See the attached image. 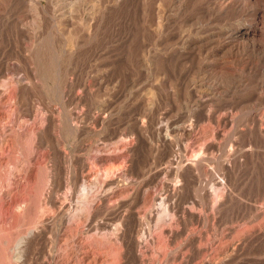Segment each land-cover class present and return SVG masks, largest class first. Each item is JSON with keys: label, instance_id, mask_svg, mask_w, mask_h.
<instances>
[{"label": "rangeland", "instance_id": "374dc122", "mask_svg": "<svg viewBox=\"0 0 264 264\" xmlns=\"http://www.w3.org/2000/svg\"><path fill=\"white\" fill-rule=\"evenodd\" d=\"M34 1L0 0V264H264V63L222 86L125 6L88 34ZM161 1L182 40L227 24Z\"/></svg>", "mask_w": 264, "mask_h": 264}, {"label": "bare ground", "instance_id": "6f19581e", "mask_svg": "<svg viewBox=\"0 0 264 264\" xmlns=\"http://www.w3.org/2000/svg\"><path fill=\"white\" fill-rule=\"evenodd\" d=\"M69 2V3H68ZM88 2V1H87ZM90 2V1H89ZM92 2V4H91ZM88 6H86V0H68L66 9L64 11L58 10L53 7L54 14L52 18L53 25L52 27H60L62 23V18L64 17L65 20H69L71 23L73 20V14L76 12V10H79L80 12L83 10L84 12L90 13L91 19L93 22L88 23L84 25L86 28V32L88 34H91V30L93 26L95 28H101L103 23L106 21V16L108 13H110L112 10H118V8H123L124 6L126 9L133 12V16L135 20H138V22L141 23L139 25L144 30H151L154 31L155 34L160 39H168V40H176V44L178 45L173 51L174 55L177 57V61H194L197 60L200 68L198 70L204 71L205 74L209 73L211 76V79H213L215 82H227L230 79L233 82H236V80L231 79L232 76L229 71L225 69V65H233V66H244L247 71L249 70L253 72L255 68L257 69L260 64L264 63V0H171V5L175 7V9L180 15V13H183V16H185L186 20L190 22V14L188 13L191 8L192 10L197 7V4L201 7V12L208 18V20L211 22L215 18L225 19L224 21L227 24L222 29L218 30H212L211 32H206L204 34L197 33L192 39L189 40H182L181 38H178L180 34H178L176 37V34L170 33V30L168 32V28L171 25L170 20L166 19V13H165V5L164 2L159 0V4L154 3V0H92ZM34 4V6H33ZM36 7L37 9L39 2L36 0L34 2H31L29 6ZM62 5V4H61ZM80 5L79 9H76V6ZM60 6V5H59ZM57 4V7H59ZM50 7V6H49ZM65 7V5H64ZM169 7V6H168ZM167 7V8H168ZM171 7V6H170ZM198 7V8H200ZM61 8V7H60ZM63 8V7H62ZM57 9V10H56ZM34 10V8H33ZM59 11H61L59 13ZM127 11V10H126ZM170 11V9H169ZM168 11V12H169ZM195 11V10H194ZM48 12V11H47ZM50 12V11H49ZM79 12V13H80ZM167 12V11H166ZM171 12V11H170ZM192 12V11H191ZM81 13V14H82ZM174 14V12H172ZM48 14V13H47ZM200 14V13H199ZM78 15V14H77ZM118 15V14H117ZM176 15V14H175ZM178 15V16H179ZM130 16V15H129ZM172 15H170L171 17ZM174 16V15H173ZM172 16V17H173ZM81 17V16H80ZM79 17V19H80ZM114 17V16H113ZM198 17V16H196ZM174 18V17H173ZM175 19H181L176 18ZM48 20V19H47ZM83 21V18L80 19ZM126 20V19H125ZM172 20V19H171ZM184 20V18H183ZM193 20V19H192ZM198 20V18H197ZM200 20V19H199ZM202 20V19H201ZM97 21V22H96ZM179 21V20H178ZM217 21V20H216ZM80 22V21H79ZM131 22V21H129ZM201 22V21H200ZM214 22V21H213ZM218 22V21H217ZM223 22V23H224ZM83 22H81L82 25ZM94 23V24H93ZM139 23V24H140ZM192 23V22H191ZM207 22H205L206 24ZM209 23V22H208ZM207 23V24H208ZM72 24V23H71ZM84 24V23H83ZM206 24V25H207ZM210 24V23H209ZM132 25V24H131ZM216 25V24H215ZM51 26V25H50ZM105 26V25H104ZM138 25L136 24L135 27ZM205 26V25H204ZM219 26V25H218ZM134 27V29H135ZM178 27V26H177ZM192 27V25H191ZM213 27V26H211ZM209 26V28H211ZM128 28V27H127ZM173 28V26H172ZM208 28V27H207ZM206 28V29H207ZM120 29V28H119ZM201 29V28H200ZM205 29V30H206ZM58 30V29H57ZM99 30V29H98ZM140 30V29H139ZM174 30V29H173ZM192 29H190L191 31ZM194 30V29H193ZM193 30L191 32H193ZM197 30V28H196ZM195 30V31H196ZM203 30V29H202ZM204 30V31H205ZM211 30V29H210ZM60 31V30H58ZM125 31V30H124ZM136 31V30H135ZM185 31V30H184ZM200 31V30H198ZM207 31V30H206ZM167 32V33H166ZM176 33V32H175ZM185 33V32H184ZM24 34V33H23ZM183 34V33H182ZM181 34V35H182ZM123 35V34H122ZM121 35V36H122ZM187 35V34H185ZM193 35V34H192ZM131 36V35H130ZM26 37V36H25ZM91 38V36H88ZM74 38V37H73ZM88 38V39H89ZM130 40V39H129ZM74 42L73 40H71ZM165 41V40H164ZM124 43V42H123ZM136 44V43H135ZM138 44V43H137ZM136 44V45H137ZM175 44V45H176ZM170 48V47H169ZM161 51V50H160ZM171 52V51H170ZM38 53V52H37ZM35 53V54H37ZM139 56V54H138ZM174 56V57H175ZM35 57V56H34ZM39 57V56H38ZM50 58V57H49ZM56 58V57H53ZM51 59V58H50ZM146 59V58H145ZM11 60V58H10ZM37 60V59H36ZM143 60V59H142ZM54 61V60H53ZM56 61V60H55ZM149 61V60H148ZM145 62V61H144ZM15 63V62H14ZM13 63V64H14ZM50 63V62H49ZM58 63V62H57ZM195 63V62H194ZM18 64V63H17ZM52 64V63H51ZM41 65V64H40ZM54 65V64H53ZM6 67V66H5ZM210 67V69H209ZM230 68V67H229ZM234 68V67H233ZM232 68V70H233ZM235 68V69H236ZM240 68V67H239ZM12 69V68H11ZM57 69V68H56ZM7 70V69H6ZM229 70V69H228ZM230 70V71H232ZM235 71V70H234ZM237 71V70H236ZM240 71V69H239ZM244 71V69H243ZM263 71V70H262ZM199 72V71H198ZM257 72V71H256ZM261 72V71H260ZM237 73V72H236ZM251 73V72H250ZM259 72H257L258 74ZM245 74V73H244ZM256 74V75H257ZM197 75V74H196ZM235 75V74H233ZM237 75V74H236ZM259 75V74H258ZM264 75V74H263ZM20 76V75H19ZM203 76V75H202ZM207 76V74H206ZM238 76V75H237ZM250 76V75H248ZM260 76H262L260 74ZM9 77V76H8ZM197 77V76H196ZM209 77V76H208ZM246 77V76H245ZM252 77V76H251ZM21 78V77H20ZM194 78V77H193ZM203 78V77H202ZM238 78V77H237ZM5 79V78H4ZM189 79V78H188ZM192 79V78H191ZM197 79V78H196ZM251 79V78H249ZM248 79V80H249ZM254 79V78H253ZM17 84L19 86L24 87V84L21 79L17 78ZM199 80V79H198ZM227 80V81H225ZM247 80V81H248ZM7 81V80H6ZM193 81H195L193 79ZM197 81V80H196ZM204 81V80H203ZM202 81V82H203ZM214 82V83H215ZM238 82V81H237ZM252 82V81H251ZM242 83V82H241ZM16 84V86H17ZM202 84V83H200ZM222 84V83H221ZM220 84V85H221ZM229 84V86H230ZM245 84V83H242ZM241 84V87H242ZM247 84V83H246ZM214 85V84H213ZM222 84V86H224ZM228 86V84L226 83ZM237 85V84H236ZM264 85V83H262ZM1 86V85H0ZM217 86V85H216ZM228 86V87H229ZM233 86V85H232ZM253 86V85H252ZM244 87V86H243ZM263 88V86H260ZM2 88V87H1ZM19 88V87H18ZM63 88V87H62ZM198 88V87H197ZM231 88V87H230ZM233 88V87H232ZM231 88V89H232ZM21 89V88H20ZM59 89V88H58ZM199 89V88H198ZM227 88H224V90ZM235 89V88H234ZM248 89V88H247ZM264 89V88H263ZM213 90V89H212ZM230 91V89H228ZM227 90V91H228ZM233 90V89H232ZM244 90V89H243ZM243 90L241 92H243ZM199 91V90H198ZM197 91V92H198ZM211 91V89H210ZM234 91V90H233ZM261 93L256 94V98L254 100V104L251 107L249 117H250V123L253 126L254 129H257L259 124V118H258V111L262 108H264V95L262 94V89L259 90ZM193 92V91H192ZM212 92V91H211ZM225 92V91H224ZM230 93V92H227ZM264 93V92H263ZM62 94V91H61ZM219 94V92H218ZM233 93H231L232 95ZM64 95V93H63ZM215 95V94H214ZM217 95V94H216ZM228 94H226L225 97H227ZM230 95V96H231ZM241 96V95H240ZM11 97V96H10ZM13 97V96H12ZM224 97V98H225ZM233 97V96H232ZM231 97V98H232ZM220 98V97H219ZM237 98V97H236ZM234 99V98H233ZM254 99V98H253ZM211 100V99H209ZM215 100V99H214ZM227 100V99H225ZM231 100V99H230ZM238 100V99H237ZM10 101V100H9ZM65 101V100H64ZM6 104L0 105V119L5 117V113L2 112V109L5 107ZM62 102V100H61ZM244 102V101H243ZM242 102V104H243ZM234 105H236V102H232ZM231 103V104H232ZM204 104V103H203ZM202 104V105H203ZM238 105V104H237ZM204 106V105H203ZM220 106V105H219ZM240 106V105H239ZM65 107V106H64ZM227 107V106H226ZM259 108V109H258ZM5 109V108H4ZM3 109V110H4ZM224 109V108H223ZM204 110V109H203ZM234 110V108H233ZM205 111V110H204ZM223 111V110H222ZM231 111V110H230ZM205 113V112H204ZM203 114V113H202ZM209 116V115H208ZM247 116V115H246ZM206 117V116H204ZM7 118V117H6ZM68 118V117H67ZM210 118V117H209ZM211 118L213 119L214 116L212 115ZM229 118V117H228ZM248 120V119H247ZM226 121V120H225ZM224 121V122H225ZM211 122V121H210ZM261 122V120H260ZM220 123V121H219ZM228 123V122H227ZM230 123V119H229ZM173 124V123H172ZM215 124V123H214ZM5 125V123H4ZM3 125V126H4ZM2 126V125H1ZM2 126V127H3ZM7 126V125H6ZM219 126H221L219 124ZM5 129V128H4ZM184 129V128H183ZM172 130V129H171ZM169 130V131H171ZM259 130V127H258ZM5 131V130H4ZM187 131V130H184ZM1 133V132H0ZM259 133V132H258ZM261 133V132H260ZM257 135L256 133H254ZM251 135V134H250ZM259 136V134L257 135ZM261 136V135H260ZM165 138V137H164ZM255 138V137H254ZM259 138V137H258ZM2 134H0V153L4 152L7 147L6 142L4 144V140H2ZM262 139V138H261ZM166 140V138H165ZM167 145L169 147L173 146V143L167 138L166 140ZM58 147V146H57ZM4 150V151H3ZM2 151V152H1ZM7 151V150H6ZM59 151V150H58ZM252 151V150H251ZM59 153V152H58ZM3 155V153H2ZM1 155V156H2ZM250 155V154H249ZM0 156V159L2 158ZM209 160V159H207ZM205 162V161H204ZM208 162V161H207ZM0 163L1 160H0ZM202 165V164H200ZM2 167V164H0V169ZM199 166L198 168H200ZM62 170V169H61ZM174 170V169H173ZM172 170V171H173ZM197 171V170H196ZM1 172V171H0ZM193 174V167H185L182 170V175L184 177L191 176L189 178H192ZM188 179V178H187ZM186 180V179H185ZM2 181V179H1ZM0 181V183H1ZM1 185V184H0ZM2 187V186H1ZM2 189V188H0ZM171 192V191H170ZM168 196V195H167ZM169 197V196H168ZM138 226V225H137ZM33 236V232L29 233ZM29 235V236H30ZM28 237L21 238L20 241L17 243V251L21 250L22 247L26 244V247L29 243V240H31ZM24 248V247H23ZM23 251V250H21ZM21 256L17 258V262H23L24 259Z\"/></svg>", "mask_w": 264, "mask_h": 264}]
</instances>
